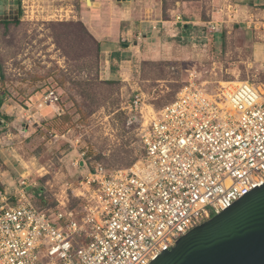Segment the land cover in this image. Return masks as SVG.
<instances>
[{"label":"rangeland","instance_id":"obj_1","mask_svg":"<svg viewBox=\"0 0 264 264\" xmlns=\"http://www.w3.org/2000/svg\"><path fill=\"white\" fill-rule=\"evenodd\" d=\"M207 1L163 0L170 22L142 28L149 40L144 44L157 47L159 59L141 61L125 51L128 41L117 43L120 58L103 50L98 56L92 39L78 35L75 14L86 0H22L20 22L0 24V192L12 200L26 182L46 211L62 199L78 209L74 192L87 171L133 164L142 154L144 120L176 99L192 77L207 89L243 80L264 88V10L255 12L250 26L247 14H225L213 29L199 20L212 14L214 4ZM0 4V18L18 17L16 0ZM175 7L186 15L180 26L170 11ZM136 95L142 112L131 108ZM19 104L37 119L15 112Z\"/></svg>","mask_w":264,"mask_h":264},{"label":"built area","instance_id":"obj_2","mask_svg":"<svg viewBox=\"0 0 264 264\" xmlns=\"http://www.w3.org/2000/svg\"><path fill=\"white\" fill-rule=\"evenodd\" d=\"M142 104L136 95L131 108ZM140 142L130 166L87 171L78 209H41L26 182L12 200L0 192V264H150L264 184V88L192 77L144 120Z\"/></svg>","mask_w":264,"mask_h":264},{"label":"crops","instance_id":"obj_3","mask_svg":"<svg viewBox=\"0 0 264 264\" xmlns=\"http://www.w3.org/2000/svg\"><path fill=\"white\" fill-rule=\"evenodd\" d=\"M208 1L205 3H210L212 5L214 4L212 14H209V16L206 18L202 17L199 20L200 22L208 21L210 24H212L213 29L220 25V22L217 20L215 21V19L225 14L230 17L237 16L239 13L247 14L251 20L247 22L250 26L253 22V16L255 15V12L258 14V10H264V5L260 9L257 8L258 4H264V0ZM12 3H15V0H4V5L9 6ZM170 11L175 15L177 21L176 25L180 26L181 20L183 19L182 17H186L185 12L183 11V14H180L178 12V7H175V9H171ZM76 12L77 14H75V17L80 16V19L85 22L93 37L102 43L104 54H109V56L112 57L115 50L120 51V49L116 48L117 43L120 40H124L128 41V43L125 44L126 48L124 49L125 51L132 53L131 58H135L137 56L141 61H158L157 59L159 58H156L157 47L151 45V43L144 44V41L149 43V40L146 39V34H144L142 28L147 26L156 29L158 25L161 26L163 23L170 22L169 17L164 16L165 11L163 0H90V4H88V0H86V5L81 4ZM178 17H180L181 20ZM182 25L185 26V29L189 28L188 24ZM138 33L141 34V44L140 42L138 43V39V41L136 40ZM174 35L175 34L173 32V36L171 37H174ZM139 46L142 48H139ZM119 53L121 56L123 55V52ZM128 60L129 59H127V61ZM17 106L18 105H14L12 108H15V112L18 114L26 111L29 113V118L34 117V119H37L36 115L31 113V111H29V109L26 107H22L19 104L20 107L18 108L20 109H18ZM21 109L23 111H21ZM7 114H9V112H7Z\"/></svg>","mask_w":264,"mask_h":264},{"label":"water","instance_id":"obj_4","mask_svg":"<svg viewBox=\"0 0 264 264\" xmlns=\"http://www.w3.org/2000/svg\"><path fill=\"white\" fill-rule=\"evenodd\" d=\"M150 264H264V184L181 236Z\"/></svg>","mask_w":264,"mask_h":264},{"label":"trees","instance_id":"obj_5","mask_svg":"<svg viewBox=\"0 0 264 264\" xmlns=\"http://www.w3.org/2000/svg\"><path fill=\"white\" fill-rule=\"evenodd\" d=\"M16 3L18 5V10H19V16L17 18H14V19H11V18H0V24L1 25H5V26H8V25H13L15 23H18L20 22L21 20V16L23 14V11H22V7H21V0H16ZM76 23V26H78V35L80 37H85V36H89L93 43L95 44V47H96V51L98 52V56L100 55L101 51L103 50V45L101 42H99L98 40H96L93 35L91 34L89 28L87 27V25L85 24V22L83 20L80 19V21L78 22H75ZM114 57L116 58H120L121 54L115 50V52L113 53ZM60 101V97H59V100ZM4 106H5V99L3 96H0V114L3 113V109H4ZM135 162V161H134ZM76 200V203L78 204V206L80 205L81 201L77 198H75ZM36 204V203H35ZM37 205V204H36ZM38 206V205H37ZM41 209H44L42 207H40ZM56 208V206H55ZM70 208L71 209H76V206L71 204L70 203ZM45 210V209H44Z\"/></svg>","mask_w":264,"mask_h":264}]
</instances>
